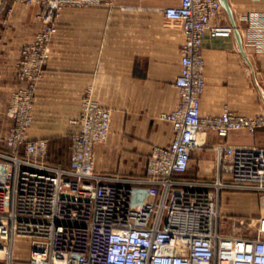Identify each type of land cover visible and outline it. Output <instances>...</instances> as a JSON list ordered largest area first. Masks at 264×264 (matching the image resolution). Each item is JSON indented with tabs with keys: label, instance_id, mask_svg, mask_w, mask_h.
<instances>
[{
	"label": "built area",
	"instance_id": "built-area-1",
	"mask_svg": "<svg viewBox=\"0 0 264 264\" xmlns=\"http://www.w3.org/2000/svg\"><path fill=\"white\" fill-rule=\"evenodd\" d=\"M25 1L39 5L41 28L34 43L22 49L17 79L24 86L11 98L7 117L13 126L1 140L10 155L0 154V258L16 264V240L29 239L24 264H264V214L252 236H237L230 230L242 221L222 215L219 206L227 189L261 193L264 206L263 147L217 148L220 171L230 184L219 178L201 189L177 179L189 170L202 133L227 138L264 128V113L249 118L225 108L220 116L201 114L207 85L204 38L234 34L232 26L214 23L224 10L220 1L182 0L163 11L185 38L175 81L179 102L160 116L172 125L173 141L152 150L148 178L140 181L96 173L95 149L110 137L112 112L98 104L93 88L81 103V129L72 135L68 168L47 163V140L29 139L37 85L51 59L59 14L95 0ZM244 41L264 53V14L251 23Z\"/></svg>",
	"mask_w": 264,
	"mask_h": 264
},
{
	"label": "crops",
	"instance_id": "crops-1",
	"mask_svg": "<svg viewBox=\"0 0 264 264\" xmlns=\"http://www.w3.org/2000/svg\"><path fill=\"white\" fill-rule=\"evenodd\" d=\"M181 1L95 0L85 7H67L59 14V32L37 85L34 121L28 131L31 141H48L47 163L51 167H69L71 138L81 129V103L93 88L98 104L112 112L110 137L95 149L96 173L110 179L148 178L146 167L152 150L168 147L174 138L172 125L162 122L160 116L173 112L179 102L175 81L181 71L185 38L180 25L168 21L163 11L180 6ZM229 3L254 73L235 34L230 38L205 36L202 51L207 85L200 100L201 114L216 117L228 108L253 118L264 112L257 80L264 81V53L244 38L251 23L264 14V0ZM10 7L8 21L0 27V138L12 126L7 117L11 98L24 86L17 79L22 49L40 30L38 5L10 0ZM214 23L232 26L225 10ZM247 72L262 101L251 89ZM220 145L264 148V128L253 135L233 132L227 138L202 133L189 170L177 179L199 184L201 189H208L219 178L230 184L219 168ZM261 195L227 189L220 195V210L228 214L247 210L243 206H263Z\"/></svg>",
	"mask_w": 264,
	"mask_h": 264
},
{
	"label": "rangeland",
	"instance_id": "rangeland-1",
	"mask_svg": "<svg viewBox=\"0 0 264 264\" xmlns=\"http://www.w3.org/2000/svg\"><path fill=\"white\" fill-rule=\"evenodd\" d=\"M26 4H30V5H38L36 3H29L28 1L25 0H17ZM39 6V5H38ZM12 8L10 7V0H0V27L4 26L7 21H8V16L11 14V10ZM40 9V7H39ZM39 12V10H38ZM37 12V14H38ZM36 20L37 23L39 24V21L37 19V15H36ZM40 26V24H39ZM41 28V26H40ZM40 31V30H39ZM37 35V34H36ZM35 35V37H36ZM34 37V40H35ZM34 40L32 41L31 44L34 43ZM31 44L25 45L29 46ZM23 47V48H24ZM21 60V59H20ZM247 74L249 75L248 78H251V74L247 72ZM249 78V79H250ZM251 80V89L255 92V94L258 96L259 100H261V95L258 92L257 86L256 84ZM258 84L260 89L262 90L263 94H264V81L260 82L259 79H257ZM262 101V100H261ZM264 113V112H263ZM12 126H13V122H12ZM11 126V128H12ZM10 128V130H11ZM9 130V132H10ZM8 132V133H9ZM6 136H4L3 138H0V154H6V155H10V151L6 148V146L4 145V143L1 141L2 139H4ZM195 158H198V156H195ZM48 160V158H47ZM262 203V202H261ZM246 209L243 210H239L238 212H227L228 214H225L224 212H222V215L227 216V218H231V219H236L238 221H242L241 223H237L236 227L230 230L231 234H235L237 236H252L254 233V223L257 219L260 218L261 214H264V206L259 205V206H243ZM31 240L29 239H17L15 242V249H16V264H24L28 261L29 256H30V249H31ZM6 259H1L0 258V264H6Z\"/></svg>",
	"mask_w": 264,
	"mask_h": 264
},
{
	"label": "water",
	"instance_id": "water-1",
	"mask_svg": "<svg viewBox=\"0 0 264 264\" xmlns=\"http://www.w3.org/2000/svg\"><path fill=\"white\" fill-rule=\"evenodd\" d=\"M223 9L227 12V14L229 15V18L231 20V24H232V27H233V30H234V34L236 36V39H237V42H238V45H239V49H240V52L242 54V56L244 57V59L246 60L247 64L249 65V67L251 68L252 70V73H254V70H253V67L251 65V62L249 61L248 59V56L245 52V49H244V44H243V38L240 34V31L235 23V19H234V16H233V11L231 9V6H230V3H229V0H219Z\"/></svg>",
	"mask_w": 264,
	"mask_h": 264
},
{
	"label": "bare ground",
	"instance_id": "bare-ground-1",
	"mask_svg": "<svg viewBox=\"0 0 264 264\" xmlns=\"http://www.w3.org/2000/svg\"><path fill=\"white\" fill-rule=\"evenodd\" d=\"M260 92H261V94L263 96V100H264V94H263V92L261 90H260ZM1 254H6V251H3Z\"/></svg>",
	"mask_w": 264,
	"mask_h": 264
}]
</instances>
